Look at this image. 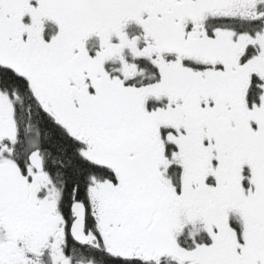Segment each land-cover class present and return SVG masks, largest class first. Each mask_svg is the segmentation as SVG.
<instances>
[{"label":"snow or ice","instance_id":"6c2138e0","mask_svg":"<svg viewBox=\"0 0 264 264\" xmlns=\"http://www.w3.org/2000/svg\"><path fill=\"white\" fill-rule=\"evenodd\" d=\"M0 264H264V0H0Z\"/></svg>","mask_w":264,"mask_h":264}]
</instances>
